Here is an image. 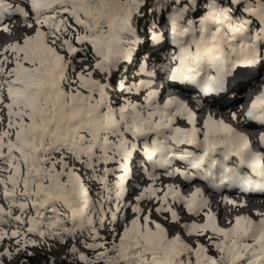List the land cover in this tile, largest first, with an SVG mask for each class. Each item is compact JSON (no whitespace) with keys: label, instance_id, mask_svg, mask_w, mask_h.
I'll return each mask as SVG.
<instances>
[{"label":"snow or ice","instance_id":"obj_1","mask_svg":"<svg viewBox=\"0 0 264 264\" xmlns=\"http://www.w3.org/2000/svg\"><path fill=\"white\" fill-rule=\"evenodd\" d=\"M164 26L174 67L157 88L146 51ZM0 34L17 37L0 47V264H264V211L228 195L264 199V133L257 151L166 95L252 85L264 0H0ZM231 119L264 128V90Z\"/></svg>","mask_w":264,"mask_h":264},{"label":"bare ground","instance_id":"obj_2","mask_svg":"<svg viewBox=\"0 0 264 264\" xmlns=\"http://www.w3.org/2000/svg\"><path fill=\"white\" fill-rule=\"evenodd\" d=\"M165 33V36H167V32H164ZM169 41V40H168ZM166 44H167V39L165 41V44L162 46L163 50L162 51H165L166 52V55H164V58L161 59V61H163L161 64L164 66L165 63L167 61H171V56L173 54V48L172 46L170 47H167L166 49ZM167 57V58H166ZM173 64V63H172ZM168 65V64H167ZM166 65V67H167ZM165 67V68H166ZM149 68V67H148ZM262 69L256 71V75L258 74L257 72H261ZM263 76V72L262 74L259 73V75L257 76V79L254 81V83L252 85H248L245 87V89L242 91V93L240 95H243V94H248L249 96L245 97L244 99H248L247 101L250 102L252 100V98L257 95L261 89H262V85L264 84V82H262V79H260L259 77H262ZM145 79H147L145 77ZM168 86L170 87V84L168 82ZM180 87V90L179 91H172L170 90L166 95H168L169 93L171 95H180L182 99H186L188 98V96L190 98H192L190 101L188 100L187 102L189 103L190 107H192L195 102L197 100H200L202 103L205 102L206 105H205V108L203 111L199 110L200 111V114H202V116L205 115V117H203V119L201 120V122L206 118V115L209 111H211V113L218 119H223L224 118V113L231 116V113L232 112H241V110H244L243 108H241V106L244 104V102H242L240 104V102L237 100L238 97H237V92L234 96L233 95H230L228 98L226 99H223V100H219V99H216V100H213V99H209V98H203L201 96H198L197 95V91L196 90H193V89H185L183 88L182 86H178ZM239 95V96H240ZM234 97V98H233ZM246 101V103H248ZM245 106V105H244ZM246 107V106H245ZM260 126H253L251 129L241 125L240 129H238L239 131H243L245 132L246 134L250 133V132H254L259 128ZM257 150V148H256ZM258 151V150H257ZM179 183V181L177 182ZM235 197H237L239 200H243V199H248V208L244 209L247 211V213H251V212H254L251 207L253 204H255L257 201H260L261 204H260V208L264 209V199L262 198H250V197H247V196H242V195H235ZM234 199V198H233ZM213 201H214V204H213V207H214V210L217 211L218 214H220V218H221V223L224 224V226H227L226 225V220L228 217L227 214H226V208L222 205H218V199L213 197ZM218 205V206H217ZM234 211V210H233ZM233 211L231 213H233Z\"/></svg>","mask_w":264,"mask_h":264},{"label":"rangeland","instance_id":"obj_3","mask_svg":"<svg viewBox=\"0 0 264 264\" xmlns=\"http://www.w3.org/2000/svg\"><path fill=\"white\" fill-rule=\"evenodd\" d=\"M199 13V12H198ZM197 13V14H198ZM198 17V16H197ZM168 30V28H167V26H164L163 27V31L164 32H166ZM17 37H15V36H13V37H9V36H6V35H3V34H0V47H2L3 46V44L4 43H11V42H14V40L16 39ZM166 39H167V36H165V41H166ZM167 43L168 44H170V42H168L167 41ZM164 44H165V42H164ZM171 46V45H170ZM157 59V58H156ZM172 61V60H171ZM170 60L169 61H167L166 63H165V66L167 65L168 67H169V63L171 62ZM86 63H87V61H86ZM153 62H152V60H149V63H148V67H149V70L150 71H152V70H154V67L152 68H150V66H152L153 64H152ZM151 64V65H150ZM261 70L262 69V71L261 72H257L258 74H257V76L259 75V73L260 74H262V72H263V76L262 77H264V68H257V69H255L256 71H258V70ZM254 70V71H255ZM133 73V72H132ZM128 76H129V80H132V79H137V80H139V79H141V78H145V77H133V75L131 74V72H128ZM262 82H264V79H262ZM262 90H264V84L262 85V89H261V91ZM242 93V91H239L238 93H237V96H238V101L240 102V104L242 103V102H244V104L242 105V107L241 108H243L244 110H241V112H239V113H237L238 115H241V113H242V111H246V109H247V107H248V103H250V102H248L247 100L248 99H244L245 97H247V96H249L248 94H243V95H240ZM240 95V96H239ZM234 98V97H233ZM190 101L191 99H187L186 101ZM246 101L248 102V103H246ZM203 104H205L206 105V103L205 102H203ZM246 107H245V106ZM192 108H193V110H195V111H197L198 112V119H199V121L201 122V120L203 119V117H205V115L204 116H202V114H200V111H199V107H198V105H197V103L195 102V104L192 106ZM224 120H225V122H227V123H231V124H233V126L234 127H237V129H240V127H241V124H237V122H235V121H233L232 119H231V116H229V115H227V114H225L224 113ZM183 126H187L186 124L185 125H183ZM259 128H262V127H259ZM250 133H248V135H249ZM251 135V134H250ZM162 183H177L178 181L177 180H173V179H168L167 177H162V181H161ZM143 183H144V185L146 186L147 185V183H149V181H147L146 179H144L143 180ZM228 195H230V197L231 198H234V199H237V200H239L237 197H235V195L234 194H232V193H228ZM239 196V195H238ZM215 198H217L218 200H219V197H215ZM257 198H260V197H258L257 196ZM260 204H261V202L260 201H257L255 204H253L252 205V207H251V209L253 210V211H255V210H261V211H264V209H262V208H260L259 206H260ZM218 206V205H217ZM226 208V214H227V216L226 217H228L229 218V216L232 214L231 212L233 211V209H231V206H227V207H225ZM243 211H245V212H247L246 210H243ZM15 214H19V212L17 211ZM4 229L6 230V231H9V232H11L12 230H14V224H6V225H4ZM175 230H179L178 228L177 229H175ZM174 230V231H175ZM11 242H9V241H6L5 242V245H8V244H10ZM0 251H4V246H0ZM62 253H63V250H61V252H58V253H56L55 254V259H56V261H57V264H62V261H61V256H62ZM45 254L44 253H39V255H38V257L36 258V259H31V260H29L28 261V264H47V261H45L44 259H43V256H44ZM49 256H50V258H51V254H49ZM23 259H25V256H24V254L22 253L21 254V256L20 257H18L17 258V260H14V261H12L11 262V264H18V262L19 261H21V260H23ZM6 264H7V261H6Z\"/></svg>","mask_w":264,"mask_h":264},{"label":"trees","instance_id":"obj_4","mask_svg":"<svg viewBox=\"0 0 264 264\" xmlns=\"http://www.w3.org/2000/svg\"><path fill=\"white\" fill-rule=\"evenodd\" d=\"M202 14V12H199L198 14H195L196 16H199V15H201Z\"/></svg>","mask_w":264,"mask_h":264}]
</instances>
